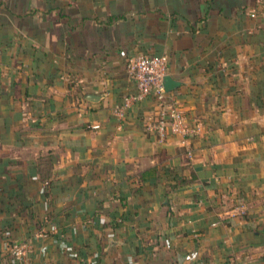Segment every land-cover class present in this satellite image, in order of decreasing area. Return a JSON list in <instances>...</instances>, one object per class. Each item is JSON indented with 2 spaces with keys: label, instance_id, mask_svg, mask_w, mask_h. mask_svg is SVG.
<instances>
[{
  "label": "crops",
  "instance_id": "obj_1",
  "mask_svg": "<svg viewBox=\"0 0 264 264\" xmlns=\"http://www.w3.org/2000/svg\"><path fill=\"white\" fill-rule=\"evenodd\" d=\"M263 13L264 0H0V264H18L9 224L29 264H264ZM139 54L169 56L187 143L149 130L154 98L126 104Z\"/></svg>",
  "mask_w": 264,
  "mask_h": 264
},
{
  "label": "built area",
  "instance_id": "obj_2",
  "mask_svg": "<svg viewBox=\"0 0 264 264\" xmlns=\"http://www.w3.org/2000/svg\"><path fill=\"white\" fill-rule=\"evenodd\" d=\"M252 16L257 15L252 13ZM169 62V56L165 54H139L130 58L127 69L136 80L139 91L128 98L126 104H129L130 100L154 98L156 113L149 124V130L153 131L161 142L171 136H179L183 143H187L188 137L194 134L196 129L188 123L178 100L166 90L165 78L169 75ZM117 113L123 115L121 107L117 109ZM92 127L98 129L100 125L94 124ZM188 155H191L190 149ZM9 247L14 261L18 264H29L28 253L31 244L28 241H14Z\"/></svg>",
  "mask_w": 264,
  "mask_h": 264
},
{
  "label": "trees",
  "instance_id": "obj_3",
  "mask_svg": "<svg viewBox=\"0 0 264 264\" xmlns=\"http://www.w3.org/2000/svg\"><path fill=\"white\" fill-rule=\"evenodd\" d=\"M122 18H123V16H109L106 19V23L112 24V23H114L116 21H119ZM43 164H45L47 166V168H42ZM50 166H51V158L49 156H45V157L39 158V165H38L37 169H38V172H39V174L41 176L42 181L45 184V186H43L42 190H41V193H43V194H47L48 193V187L51 184V182L49 180V173H48V170H49ZM156 171H157L156 168H149V169H147V170H145V171H143L141 173V178L146 179V177H148V176L155 175L154 172H156ZM39 225H41V223ZM11 228H12L11 224L5 225V228L2 229V231H1L2 236L4 235L7 238L8 246H10L15 240V238L12 237L13 234H12V229ZM187 257L191 261H197L198 259L201 258V255H200L199 251L195 250V251L189 253L187 255ZM100 259H101V257L97 258L98 261H100Z\"/></svg>",
  "mask_w": 264,
  "mask_h": 264
},
{
  "label": "water",
  "instance_id": "obj_4",
  "mask_svg": "<svg viewBox=\"0 0 264 264\" xmlns=\"http://www.w3.org/2000/svg\"><path fill=\"white\" fill-rule=\"evenodd\" d=\"M181 85L180 82L176 81L172 76L168 75L165 78V87L168 92L174 90L175 88L179 87ZM91 101H99L102 99V96L100 95H91L88 97ZM182 261V259H181Z\"/></svg>",
  "mask_w": 264,
  "mask_h": 264
},
{
  "label": "rangeland",
  "instance_id": "obj_5",
  "mask_svg": "<svg viewBox=\"0 0 264 264\" xmlns=\"http://www.w3.org/2000/svg\"><path fill=\"white\" fill-rule=\"evenodd\" d=\"M9 250H10V247L8 246ZM9 255H10V258H12L11 254H10V251H9Z\"/></svg>",
  "mask_w": 264,
  "mask_h": 264
}]
</instances>
